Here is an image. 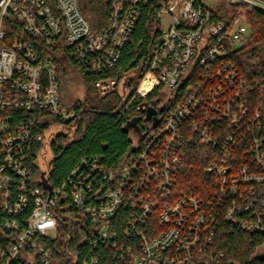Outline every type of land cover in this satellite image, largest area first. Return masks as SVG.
<instances>
[{
    "label": "built area",
    "instance_id": "obj_1",
    "mask_svg": "<svg viewBox=\"0 0 264 264\" xmlns=\"http://www.w3.org/2000/svg\"><path fill=\"white\" fill-rule=\"evenodd\" d=\"M106 1L109 19L95 31L79 0H0V264H56L49 244L61 222L89 225L95 247H117L110 222L123 206L132 208L126 234L139 237L132 264H221L225 253L215 246V230L222 219L250 233L264 232V140H245L261 115L250 113L241 95L247 81L230 60L249 42L248 15L264 14V0L161 1L162 41L137 93L147 98L163 86L173 97L197 61L207 67L202 80L188 83L182 103L137 137L135 154L120 170L83 160L60 186L46 177L39 184L32 162L47 171L39 158L54 137L50 130L77 115L62 103L55 62L62 52L51 49L63 38L65 54L84 71L107 70L119 60L141 5L151 0ZM221 3L229 12L215 20ZM114 85L113 79L98 80L100 98ZM14 111L21 116L15 118ZM46 112L58 123L36 133L37 118ZM224 122L234 131L223 138L217 127ZM186 134L217 149L204 168L214 184L207 196L175 191ZM33 141L44 142L41 151L31 149ZM238 147L249 160L237 158ZM155 213L157 223L148 226Z\"/></svg>",
    "mask_w": 264,
    "mask_h": 264
},
{
    "label": "trees",
    "instance_id": "obj_2",
    "mask_svg": "<svg viewBox=\"0 0 264 264\" xmlns=\"http://www.w3.org/2000/svg\"><path fill=\"white\" fill-rule=\"evenodd\" d=\"M161 1L163 0H151L146 5H141L140 16L122 48L119 60L107 70L84 71L73 58L65 54L67 46L63 38L57 47L51 49L52 53L58 48L62 52V55L55 58L62 103L69 109H76L77 115L73 122L69 123V133L55 134L48 143L53 155L48 170L44 172L35 161L32 162V175L37 183L41 184V179L45 180L46 177L51 186H60L71 177L72 171L81 165L83 160L88 163L96 161L106 168L118 171L135 154L136 144L131 127L138 119L145 118L148 107L158 105L160 95L164 91L163 86H158L147 98L137 93V88L150 67L153 51L162 41L161 19L158 15ZM79 3L93 30L100 31L109 19L110 4L106 0H79ZM228 12L229 9L221 3L214 14L215 20L224 18ZM247 23L253 34L247 44L231 54L230 60L237 67L239 76L247 81L241 95L247 100L250 113L255 115V112L259 111L261 115L260 123L252 124L251 135L245 140L249 141L251 137H262L264 140V14L252 12L248 15ZM206 69V65H201L198 61L192 65L191 75L186 82L174 91L173 97H170L164 106H161L164 110L160 115L150 123L141 124L140 130L135 132L137 137L145 136L149 130L161 124L167 113L184 100L187 84L201 81V74ZM72 73L80 74L85 86V95L82 99L69 103L65 101L67 97L64 89ZM102 79H113L115 85L100 98L96 82ZM121 83L123 90L120 88ZM147 84L148 81L143 84V88ZM142 104L147 105L146 109L141 108ZM21 114L14 111L15 118ZM47 114L46 112L37 118L34 130L36 133H43L50 125L58 123L56 118ZM155 120L158 124L153 126ZM217 128L223 138L226 132L233 134L234 131L227 122ZM44 145L43 141H33L31 149L39 152ZM182 151V163L175 185L176 193L207 196L213 191L214 184L204 168L217 149L200 144L197 139L186 134ZM236 151L237 158L241 161L249 160L245 148L238 147ZM96 185L98 186V182ZM131 212L132 208L123 206L111 218V230L117 235V247H107L100 243L95 247L89 225L69 226L61 222L57 238L49 244L56 264H86L93 259H96L98 264H132L133 252H139V237L135 231L130 235L126 234V228L130 227L132 221ZM156 214L146 220L148 226L157 223ZM215 246L225 253L221 264H233L235 261L241 264H264V255H258L259 249L264 246V232L250 233L222 219L215 230ZM129 247L132 248L130 253ZM122 250L124 259L120 258Z\"/></svg>",
    "mask_w": 264,
    "mask_h": 264
},
{
    "label": "rangeland",
    "instance_id": "obj_3",
    "mask_svg": "<svg viewBox=\"0 0 264 264\" xmlns=\"http://www.w3.org/2000/svg\"><path fill=\"white\" fill-rule=\"evenodd\" d=\"M122 83L120 84V88ZM164 91H168L165 89ZM65 95H66V102L72 103L78 99H82L85 95V86L83 83V80L78 73H72L70 74L69 80L67 85L65 86L64 89ZM124 92V91H122ZM164 93V92H163ZM171 95V92L169 93L168 96ZM71 130V126L69 124H63V123H58L55 126L52 127L50 130L51 135H55L58 133H69ZM132 137L136 140L137 139V134L135 132H132ZM53 155L52 151L49 147L46 148V151H44V155L40 156L39 158V163L42 166L44 170H48V164L49 161H51ZM262 252V251H260Z\"/></svg>",
    "mask_w": 264,
    "mask_h": 264
},
{
    "label": "flooded vegetation",
    "instance_id": "obj_4",
    "mask_svg": "<svg viewBox=\"0 0 264 264\" xmlns=\"http://www.w3.org/2000/svg\"><path fill=\"white\" fill-rule=\"evenodd\" d=\"M168 91H163L164 93H162V95H160V102L158 103V105L154 106L155 108H161V106H164V104L167 102L168 98H169V93H170V89H167ZM161 112H157V114L153 115L150 119L145 120V118L142 119H138L133 126L131 127L133 132H138L141 127V124H146V123H150L152 122V120L154 118H156L158 115H160Z\"/></svg>",
    "mask_w": 264,
    "mask_h": 264
},
{
    "label": "water",
    "instance_id": "obj_5",
    "mask_svg": "<svg viewBox=\"0 0 264 264\" xmlns=\"http://www.w3.org/2000/svg\"><path fill=\"white\" fill-rule=\"evenodd\" d=\"M164 110V107H161L160 109L155 108L154 106H150L148 107V109L146 110V116H145V120L150 119L153 115L157 114V112H162ZM158 124V121H154L153 126H156Z\"/></svg>",
    "mask_w": 264,
    "mask_h": 264
}]
</instances>
